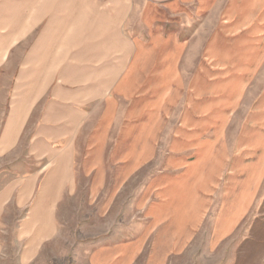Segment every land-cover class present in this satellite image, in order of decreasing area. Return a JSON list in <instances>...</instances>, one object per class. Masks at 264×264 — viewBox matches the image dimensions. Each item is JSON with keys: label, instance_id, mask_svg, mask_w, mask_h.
Wrapping results in <instances>:
<instances>
[{"label": "crops", "instance_id": "0c3cea01", "mask_svg": "<svg viewBox=\"0 0 264 264\" xmlns=\"http://www.w3.org/2000/svg\"><path fill=\"white\" fill-rule=\"evenodd\" d=\"M92 1L0 4V257L78 201L107 224L87 264H171L229 235L262 149L264 0Z\"/></svg>", "mask_w": 264, "mask_h": 264}, {"label": "rangeland", "instance_id": "374dc122", "mask_svg": "<svg viewBox=\"0 0 264 264\" xmlns=\"http://www.w3.org/2000/svg\"><path fill=\"white\" fill-rule=\"evenodd\" d=\"M12 1L14 0H0V4L3 7ZM93 1L96 2L94 5L100 7L102 3L104 9L110 8L108 2L110 0ZM135 2H138V5L141 0ZM11 8L13 7L7 6L3 9L9 12ZM74 10L77 14L80 11L78 8ZM82 10L89 15L94 9L88 7ZM40 11V14L47 15L51 10ZM1 118L0 110V120ZM247 165V174L241 180L243 190L235 192L230 200V213L225 216L226 223L231 227L229 235L214 246L200 238L197 247H193L171 264H264V127L262 149L256 156L252 153L247 158ZM12 171L13 168L7 165V161L0 160V187L12 176ZM78 203L67 202L66 209L61 210L62 224L56 239L46 244L36 261L31 264H87L86 255L106 234L100 229H104L107 224L91 222L93 211L89 208L79 209ZM79 210L81 215L78 214ZM83 219L87 220L86 223L78 221ZM19 251V244L14 240V232L5 233L0 264H19L16 261Z\"/></svg>", "mask_w": 264, "mask_h": 264}]
</instances>
